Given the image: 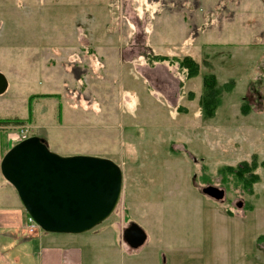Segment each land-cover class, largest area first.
<instances>
[{
	"label": "rangeland",
	"instance_id": "rangeland-1",
	"mask_svg": "<svg viewBox=\"0 0 264 264\" xmlns=\"http://www.w3.org/2000/svg\"><path fill=\"white\" fill-rule=\"evenodd\" d=\"M150 54L191 56L199 74L179 95V75ZM209 72L235 85L204 119L197 99ZM0 73V119L17 122L0 126V161L37 136L58 155L121 169L115 208L83 242L90 260L264 264V0H0ZM252 157L253 193L224 189L218 167ZM2 185L0 172L1 195ZM207 185L223 199L205 195ZM26 222L24 232L0 228V242L33 264L47 243ZM131 223L146 235L135 249L120 244Z\"/></svg>",
	"mask_w": 264,
	"mask_h": 264
},
{
	"label": "water",
	"instance_id": "water-1",
	"mask_svg": "<svg viewBox=\"0 0 264 264\" xmlns=\"http://www.w3.org/2000/svg\"><path fill=\"white\" fill-rule=\"evenodd\" d=\"M7 87L0 73V94ZM3 178L12 185L27 215L47 233L81 234L112 213L121 192L122 173L113 161L90 155L61 156L44 139L32 136L13 145L0 161ZM202 192L222 200L211 185ZM122 237L131 248L145 242V232L131 223Z\"/></svg>",
	"mask_w": 264,
	"mask_h": 264
},
{
	"label": "trees",
	"instance_id": "trees-1",
	"mask_svg": "<svg viewBox=\"0 0 264 264\" xmlns=\"http://www.w3.org/2000/svg\"><path fill=\"white\" fill-rule=\"evenodd\" d=\"M149 64L155 65L158 63L166 64L169 67H173L176 71V75L180 77L179 95H182V87L184 82L196 77L199 74V64L188 55L182 57H168L158 54L148 55ZM150 65V66H151ZM235 85L234 79H228L225 83L220 84L214 73L201 74V93L197 99V105L202 118L209 119L213 117L217 107L220 104L221 97L225 92H229ZM188 100L193 99V93L188 91L185 93ZM12 124L17 125L16 121H10L0 119V126ZM258 162L255 157L247 161L239 162L238 164L222 165L218 167L217 174L221 175L220 184L226 190L238 189L245 194L253 193V185L261 182L260 175L256 172ZM264 166V162L261 163ZM207 177H204V179ZM209 179V178H207ZM204 182V180H203ZM230 214V213H228ZM263 235H259L257 240L259 241Z\"/></svg>",
	"mask_w": 264,
	"mask_h": 264
},
{
	"label": "crops",
	"instance_id": "crops-1",
	"mask_svg": "<svg viewBox=\"0 0 264 264\" xmlns=\"http://www.w3.org/2000/svg\"><path fill=\"white\" fill-rule=\"evenodd\" d=\"M8 185H2V189H4V193L1 195L0 200V228L5 229V231L9 229L19 230V228L23 230V225L27 219V213L24 210L15 189L11 184L7 182ZM228 213V212H227ZM228 216H232L228 214ZM94 230V231H93ZM4 231V232H5ZM87 233L86 237H84V233L81 234H66V233H47L44 237L42 234H37V231H34L32 235H29L30 238L35 236H39L41 240H43L46 246L41 248V251L38 252L39 260L33 258V264H96L95 262L90 260L87 255L90 247L87 245L86 250L83 249L84 240H90L97 236L99 233H94L96 228L94 227ZM119 231V230H118ZM50 234V235H49ZM122 233L119 232V236L121 238L120 244L122 245ZM264 235V234H263ZM259 236L256 237V239ZM124 241V240H123ZM125 242V241H124ZM111 248L105 247V251H117V248L114 244L110 243ZM120 245V247H121ZM123 246V245H122ZM119 250V249H118ZM10 252V248L5 246L4 242H0V264H24L21 261L20 256H18V252L12 251ZM86 254V255H85ZM108 254V253H107ZM33 253L31 254V257ZM122 257L123 254H121ZM121 257V258H122ZM112 259V258H111ZM93 262V263H92ZM249 264H252V260L249 261ZM255 264V263H254Z\"/></svg>",
	"mask_w": 264,
	"mask_h": 264
},
{
	"label": "built area",
	"instance_id": "built-area-1",
	"mask_svg": "<svg viewBox=\"0 0 264 264\" xmlns=\"http://www.w3.org/2000/svg\"><path fill=\"white\" fill-rule=\"evenodd\" d=\"M26 227L29 232H34V230L39 229L37 224L29 216L27 217Z\"/></svg>",
	"mask_w": 264,
	"mask_h": 264
}]
</instances>
